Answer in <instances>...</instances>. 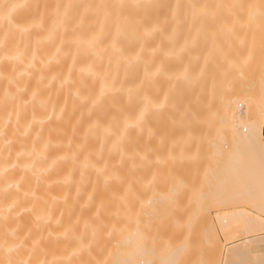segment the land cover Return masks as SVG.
<instances>
[{"label": "bare ground", "instance_id": "bare-ground-1", "mask_svg": "<svg viewBox=\"0 0 264 264\" xmlns=\"http://www.w3.org/2000/svg\"><path fill=\"white\" fill-rule=\"evenodd\" d=\"M249 2L240 0L232 5L240 21L246 18ZM88 6L86 2L69 4L68 0H26L23 6L8 8L6 18L0 23V264H99L106 258L109 264H132V258L123 255V252L134 246L136 237L121 242L117 232L126 223L118 205L130 181L134 206L150 200L143 208L140 220L151 227L144 229L147 240L136 258L143 259L144 264H207L201 250L207 238L204 237L202 241L197 237L196 240L194 235L208 229L212 235V238L208 236V243L221 244L214 237L217 232L213 221L203 215L197 219L192 216L191 208L185 210L181 203L186 200L185 203L189 201L190 205L192 202L191 192L190 196L182 193L186 192L183 191L184 186L192 185L193 176L200 182L206 180L207 140L212 135H229L228 138L232 139L228 144L229 139L222 138V144L225 142L229 149L232 148L230 154L227 152L229 156L218 148L228 159H223L226 161L223 168L220 164L222 161L218 160V165L212 158L219 174L216 175L213 167L215 172L209 171L212 175L207 178L206 184L212 182L208 185L212 188L215 183L216 190L209 188L206 191H210L209 195L202 193L204 197L211 196V203L217 199L215 196H219L220 200L219 194L229 191L227 183H234V176H243L248 181L251 177L260 176V173L256 176L257 168H264V123L254 120L246 105L238 104L241 97L257 86L264 73V67L259 63V53L249 65L245 77L235 80L231 90L217 96L208 107L212 80L219 79L221 70L227 67V62L222 59L223 54L226 53L230 59H235L238 53L245 55L251 32L248 31L246 36L245 29L237 28L236 37H244L245 40L243 47L236 37L222 33L221 26L232 24L234 17L225 5H218L217 0H181L178 23L172 18L176 0H152V3L139 9H132L130 5L123 8L121 15L131 16L141 28L160 25L161 30L149 37L140 38L133 33L118 41L121 54L126 57L134 56L143 49V58L148 60L149 52L155 50L151 57L152 66L160 65L162 75L146 89L147 95L154 99H158L171 83L167 77L178 74L185 66L193 74L198 73L209 50L219 48L209 59L201 80L176 82L174 107H169L158 117H149L148 126L155 129L157 135L167 134L175 138L190 134L192 139L186 152L194 159L177 161L171 168L170 179L161 177L154 187L145 190L142 184L151 178L154 166L130 171V161L122 160L119 152L109 150L115 137L102 139L98 131L99 127L110 123L115 128V121L123 113L134 114L139 104L136 101L129 103L124 95L116 93L93 107L91 101L99 81H93L90 77L77 79L75 69L71 73V82L64 84L72 61L70 44L63 46V51L68 53L66 57L58 63L49 62L59 42H44L55 19L54 13L65 7L70 8V19L64 32L66 41L77 34L87 37L96 27L93 23L95 17L91 13H84ZM218 6L220 11L217 14L209 11L207 15L197 16L193 20L194 10H214ZM38 21L40 26L36 27ZM174 29L175 37L170 39ZM197 29L200 35L195 46L179 56L166 55L169 50L178 49L186 39H190ZM112 35V28L109 27L102 44L109 43ZM92 59L91 55L80 54L76 65H86ZM144 67L142 62L133 64L126 71L122 66L119 78L124 86L139 84ZM85 97L87 99H83ZM213 112L214 118L211 116ZM93 124L97 125L95 135L90 131ZM144 142V135L137 138L135 130H131L125 150L143 151ZM149 144L154 146L155 139ZM227 145H223V149ZM262 170L259 168V171ZM236 183L230 189L232 198L236 195L244 198L241 200L236 196L230 200L229 192V202H247V205L251 204L264 214V184L260 183L262 186L255 188V185L249 187L246 183L247 187L234 192V187L243 184L241 180L239 184ZM219 187L220 191L217 190ZM217 202L221 204L222 201ZM231 213L226 217L241 216L246 219L247 231L264 229V218L256 213L247 215V211L241 208L232 209ZM229 219L226 227L220 223V228L227 229L232 225ZM203 222L207 227L202 228ZM255 241L264 242V237ZM250 246L233 248L232 251L249 259L255 256L253 263L263 264L264 250L253 252ZM222 248V244L216 247L221 254Z\"/></svg>", "mask_w": 264, "mask_h": 264}, {"label": "clouds", "instance_id": "clouds-1", "mask_svg": "<svg viewBox=\"0 0 264 264\" xmlns=\"http://www.w3.org/2000/svg\"><path fill=\"white\" fill-rule=\"evenodd\" d=\"M86 2L88 7L84 9V13H91L95 19V31L90 33L87 37H81L79 34L71 37L67 41L64 39V32L66 23L70 19V8L65 7L63 10H57L54 15L55 19L50 25L44 42L52 44L56 43L52 55L49 57V62H59L67 56V52L63 51L65 43L72 46V61L69 66L68 74L63 81L64 84L71 82V73L75 69L77 79L91 78L93 81H99L98 89L95 93L91 103L95 107L103 103L106 97L120 93L125 96L127 102L136 101L139 104L138 109L134 114L123 113L117 121H115V128L113 124L99 127V135L102 139L114 136L110 152H119L121 159L130 161V171L142 169L146 166H154L153 173L150 179L144 181L142 187L147 190L158 182L161 177L171 178V168L177 161L192 160L194 156L186 152V148L191 143V135L185 134L175 138L167 135H157L156 130L148 126L149 117H158L165 112L169 107H174L173 94L176 88L177 81L185 83L195 82L201 80L205 75V68L209 59L219 51L218 46L210 49L209 53L204 59V63L198 73L193 74L188 66L174 76L167 77L171 80L167 89L154 99L147 95L146 89L155 83L161 77L160 65L152 66L151 57L155 54V50L149 52V59L144 60L141 49L136 55L126 57L121 54L118 41L121 37L129 34H138L140 38L149 37L157 31H160V25H153L151 28H141L138 23L134 22L131 16H122L121 12L125 6H131L132 9H139L142 5L152 3V0H68V3ZM240 0H217L218 5L223 4L229 13L234 17L232 24H224L221 26V32L236 37L237 28L245 29V35L248 31L251 32V38L248 43V50L245 55L237 54L235 59L228 58L227 54H223L222 59L227 62V67L221 70L220 78H213L209 88L208 107H211L212 100L217 96H223L226 92L231 90L232 83L237 79L245 77V73L257 58L259 53V63L264 67V0H250L246 18L240 21L236 17V13L232 10V5L239 3ZM26 0H0V23L6 18L8 8L13 6H23ZM181 0H176V7L173 9L172 18L178 23V15L180 12L179 5ZM95 7H91V5ZM5 5L8 7L6 8ZM211 14L215 15L220 11L219 6L214 10L198 9L192 12L193 20L197 16ZM36 27L40 26V22H36ZM111 27L113 31L112 39L107 44H102L107 35L108 28ZM200 35V30L186 39L184 43L175 50H169L166 55L179 56L186 52L190 47L195 46L197 38ZM175 29L170 39H174ZM238 44L243 47L244 37H236ZM80 54L91 55L93 59L86 65H76V59ZM144 63V73L139 84L135 86L125 87L123 80L120 79L121 67L125 71L136 63ZM78 95V93H77ZM87 99V97L83 98ZM238 104L247 106L248 113L254 118L264 123V73L260 77L257 86L247 95L241 97ZM214 118L215 113H211ZM118 130V131H117ZM135 130L137 138L141 135L145 136L143 151L133 150L127 152L125 150V143L128 139V133ZM92 134L97 133V125L90 126ZM155 139V144L150 145L149 141ZM107 179V177L105 178ZM133 179H136L135 177ZM195 182V176H193ZM205 184L203 180L199 187L193 189V196L199 205L200 193L204 190ZM134 193L132 190V182L130 181L123 196L120 197V215L126 221L123 228L118 229V235L121 242L128 241L131 237H136L134 246L125 249L123 255L132 258V264H144L143 259H137L136 254L142 248L147 240V235L144 232L145 228L150 225L143 224L140 220L142 210L146 207L149 201H141L138 207L134 206ZM171 203V201H169ZM89 225H86L88 227ZM99 264H109L106 258L100 261Z\"/></svg>", "mask_w": 264, "mask_h": 264}, {"label": "rangeland", "instance_id": "rangeland-1", "mask_svg": "<svg viewBox=\"0 0 264 264\" xmlns=\"http://www.w3.org/2000/svg\"><path fill=\"white\" fill-rule=\"evenodd\" d=\"M243 119H245L244 117H243ZM222 136V137H221ZM224 136H226V138L224 137ZM215 137H216V139H215ZM229 137V135L227 136V135H212L211 136V138H210V140H207V145H206V150H205V152H207L208 151V155H207V153L205 154V156L207 155V157H205L206 158V160H208V163H205V168H206V173H208L206 176V180L205 181H203L204 182V184H205V187H204V190L200 193V196H199V201H200V203H199V205L197 204V201H196V199L194 198V196H193V189L194 188H197V187H199L200 186V184H201V182L198 180H195V182L192 180V185L189 187V186H184V190L183 191H186V192H183L182 194L184 195H187V194H189L190 192H191V194H189L188 196H190L191 195V197H192V199L190 198V202L192 203H190V205H189V199H187V203H185V201L186 200H184V201H182L181 203L183 204L182 205V207L184 206V207H186V208H184L185 210L188 208V211H189V208H191L190 210H192V216H195L197 219H201L202 217L200 216V215H203V216H208V217H210L211 218V220L213 221V226H214V228H215V232H217L216 234H215V239H217L218 240V242H221V244H222V246H223V248L221 249V251H222V254L219 252L220 251V248H218L219 249V251L216 249V247H221V244L220 243H217L216 242V244H218V245H215L214 243H213V245H215V246H213L212 245V243H208V238L210 237V233L208 232V229L207 228H205V229H207V232H205V231H200V229H199V231H200V234H198L197 232H196V234L194 235L195 236V239L198 237V239H201L202 241H203V239H205V238H207V242H206V239H205V242L203 241V243L201 242V241H199V242H201L202 243V246H201V250H202V252H203V257L200 255V257H202V258H204V259H206L207 260V264H254L253 263V261H255V256H252L251 257V259H249L248 257H246V256H244V255H241V254H239V253H236V254H234L233 253V251H232V249L233 248H238V247H241V246H244V245H250L251 244V246H250V248H251V250L253 251V252H256L258 249H261V250H264V242H262V241H255L254 242V240L255 239H259V238H263L264 237V229H257V230H254V231H252V230H250V231H247L246 230V224H247V221H246V219L245 218H242L241 216H237L236 218L234 217V218H227L226 217V215H228V214H232L231 213V211H232V209H233V211L235 210V209H238V208H241V209H245L246 211H247V215H252V214H254V213H256L257 215H259V216H261V217H263L264 218V214H263V212H260V211H257V210H259V209H255L251 204H249L248 203V205H247V202L245 203V202H241V203H230L229 201L230 200H233L234 198H236V196L234 197V198H232V193L233 192H231V188H232V184H234V183H236L237 181L239 182L240 180H241V182L243 183V180L245 179H243V176H240V175H238V176H234V178H235V182H234V180H232L234 183H232V184H228L227 183V185H228V189H229V191H225V192H227V193H224V194H219L220 195V198L222 199H220L219 200V196L217 197V196H215L217 199H218V202H220V201H222V202H220L221 204H216L215 203V201L217 202V199L214 201V203H213V201H212V203H211V201H209V199H210V197L209 196H203L202 195V193H205L206 191H208V190H213V188H215L214 190H216V186H215V183L211 186L212 188H210V186H208V185H211V183L212 182H208V185L206 184V182L208 181L207 180V178H209L212 174H211V172H209L210 170L211 171H213V172H215L216 171V175H218L219 173H217V169H215V166H216V168L218 167L217 165H213V163H215V161H216V163H218V165H219V161H222V163H220L221 164V168H223V166H225V163H226V161L224 162L223 161V159H225V157H226V159H227V156H229V154H230V150H232V148L231 149H229L228 148V145H227V143L225 144V142H223V144H222V138L225 140H228L227 142H228V144L230 143V141L232 140L231 139V137L230 138H228ZM208 138V139H209ZM212 142L214 143V144H216V145H214V144H212ZM217 143L219 144V146H217ZM212 144V145H211ZM223 145H227V146H224V149H223ZM232 145V144H231ZM231 145H229V146H231ZM214 146V147H213ZM232 147V146H231ZM218 148L220 149L221 148V151H223L224 150V152H228L227 154H225V155H227V156H224L223 155V152H220V150L218 151ZM220 152V153H219ZM210 153V154H209ZM221 153H222V156L224 157H222L221 156ZM211 155V156H210ZM211 157V159H210V161H209V158ZM212 158H213V160H215L214 162L212 161ZM217 160H216V159ZM229 158V157H228ZM225 159V160H226ZM219 160V161H218ZM228 160V159H227ZM206 162V161H205ZM210 162V163H209ZM208 164V165H207ZM209 164L211 165V166H209ZM223 164V165H222ZM212 167L211 169L209 168V167ZM213 167H214V169H215V171H214V169H213ZM220 168V167H219ZM260 168V170H262V169H264L263 167H259ZM259 168H257L258 169V171H256L258 174L256 175L257 177H258V175H259V173H260V176L262 175V173L264 174V171L262 170V172L261 171H259ZM222 171V169L220 170V173H222L221 172ZM212 172V173H213ZM218 172H219V169H218ZM254 172V171H253ZM255 172V173H256ZM251 173H252V171H251ZM211 174V175H210ZM246 174V173H245ZM244 174V175H245ZM252 174H254V173H252ZM214 175V174H213ZM259 176V177H260ZM245 177V176H244ZM249 177V176H248ZM254 177H255V175H254ZM258 177V178H259ZM256 178V177H255ZM255 178H253V177H251V178H249V180L248 181H246V180H244L245 181V183H243V184H245V186L243 185V184H240L239 186L237 185V187H234V186H236V185H234L233 187H234V192L236 191V190H243L244 189V187H247V184H248V186L250 185L251 187L253 186V185H255V188L257 187V188H260L262 185H260V183H262V184H264L263 182L264 181H261L262 179H264L263 178V175H262V177H260V178H262L261 180H259L258 178H256V180H257V184H255L256 183V181H255ZM227 179V178H226ZM230 179H232V178H230ZM210 180H211V178H210ZM209 180V181H210ZM217 180H219V179H217ZM229 180V179H228ZM237 180V181H236ZM212 181V180H211ZM223 181V180H222ZM224 181H225V179H224ZM261 181V182H260ZM215 182V181H214ZM227 182V181H226ZM237 182V183H238ZM221 182H219V184H220ZM236 183V184H237ZM247 183V184H246ZM217 184H218V181H217ZM239 184V183H238ZM223 185V184H222ZM219 186V185H218ZM226 186V185H225ZM249 186V187H250ZM260 186V187H259ZM186 187V188H185ZM210 188V189H209ZM223 188V187H222ZM221 188V189H222ZM235 188H237V189H235ZM182 189V188H181ZM186 189H189V191L188 190H186ZM225 190L227 189V188H224ZM224 189H222L223 191H224ZM227 189V190H228ZM246 189V188H245ZM217 190H219L220 191V187H219V189L217 188ZM181 192H182V190H180ZM210 192V191H209ZM209 192H206L207 193V195H209ZM229 192L231 193L230 195H231V198L232 199H230V200H228L229 198H230V196H229ZM228 194V195H227ZM236 193H234L233 194V196L235 195ZM184 195V196H185ZM222 196V197H221ZM228 196H229V198H228ZM209 197V198H208ZM214 197V198H215ZM238 197V196H237ZM186 198H187V196H186ZM242 198H244L243 196H242ZM242 198H240V197H238V199H241L242 200ZM211 200V199H210ZM212 200H213V198H212ZM227 201L229 202V203H227ZM217 202V203H218ZM192 205V206H191ZM179 206H181V205H179ZM179 206H178V208H179ZM181 207V208H182ZM181 208H180V211H181ZM257 208V207H256ZM183 210V209H182ZM185 210H183V211H185ZM188 211H186V212H188ZM185 212V213H186ZM197 215V216H196ZM218 215V216H217ZM221 215V216H220ZM201 218H200V217ZM217 216V217H216ZM225 216V217H224ZM218 217H219V219H218ZM221 217V218H220ZM217 218V219H216ZM227 218V219H226ZM222 219H226V221H224V220H222ZM228 219H229V223H230V220H231V223H232V225H230V226H228V228L226 229V228H220V223H222V225H223V227H226V225L228 224ZM221 220V221H220ZM232 220H233V222H232ZM201 222V221H200ZM227 222V223H226ZM198 223H199V221H198ZM202 224H204V222L202 223ZM205 225H207V224H204L203 225V227L202 228H204V226ZM221 225V226H222ZM198 226H200L199 224H198ZM205 227H207V226H205ZM200 228V227H199ZM204 229V230H205ZM224 229H226V231L224 230ZM203 230V229H202ZM222 230H224L223 232H222ZM202 232V233H201ZM209 236V237H208ZM212 236V235H211ZM205 237V238H204ZM210 238H212V237H210ZM198 239H196V240H198ZM216 241V240H215ZM211 242V241H210ZM201 243H199V244H201ZM205 244H208V245H205ZM211 244V245H210ZM212 246V247H211ZM203 248V249H202ZM215 250H216V252H215ZM205 253V254H204ZM195 254H196V252H195ZM200 254H201V252H200ZM219 254H221V256H220V258H219ZM204 255H207V256H209V258L208 257H205ZM196 256H199L198 254L196 255ZM195 256V257H196ZM197 258H199V257H197ZM201 258V259H202ZM221 259V260H220ZM200 260V259H199ZM200 264V263H199ZM264 264V263H263Z\"/></svg>", "mask_w": 264, "mask_h": 264}]
</instances>
